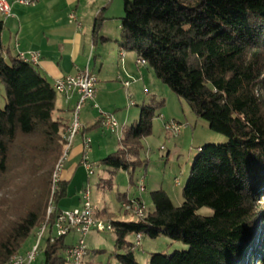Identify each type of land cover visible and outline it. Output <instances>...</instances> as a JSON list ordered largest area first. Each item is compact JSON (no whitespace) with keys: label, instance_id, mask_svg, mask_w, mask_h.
<instances>
[{"label":"trees","instance_id":"16d2710c","mask_svg":"<svg viewBox=\"0 0 264 264\" xmlns=\"http://www.w3.org/2000/svg\"><path fill=\"white\" fill-rule=\"evenodd\" d=\"M106 8L93 26L95 44ZM121 49L145 60L155 77L191 111L227 137L201 148L177 207L164 190L152 193L154 210L137 221L112 223L121 264H139L131 234L182 242L187 251L153 254L150 264H264V0H125ZM0 12V264H11L33 233L47 224L44 264H66V236L55 238L59 204L68 196L61 181L49 217L53 175L65 150L66 124L58 116V92L21 57L8 62ZM140 106L138 124L127 128L120 149L102 161L111 172L142 165V141L152 134L159 108ZM133 159V160H132ZM121 203L127 196L119 195ZM142 201V200H141ZM143 203V202H142ZM143 205V204H142ZM144 206V205H143ZM202 208L214 215L202 216ZM41 243L39 244L40 251Z\"/></svg>","mask_w":264,"mask_h":264},{"label":"rangeland","instance_id":"374dc122","mask_svg":"<svg viewBox=\"0 0 264 264\" xmlns=\"http://www.w3.org/2000/svg\"><path fill=\"white\" fill-rule=\"evenodd\" d=\"M86 1L87 6L83 8L85 16L88 15L89 9L94 6V15H96L97 11L99 13L100 10L107 7L104 15L106 22L102 36L108 34L113 40L112 46H117V42L122 40L121 23L125 16V0ZM95 19L96 17H93L92 25H94ZM102 45V42L97 43V47H102ZM140 70L145 79V84L141 86V93L145 95L147 102L154 98L155 101L161 104L153 120L152 134L142 141L143 149L138 158L143 163L140 166H136L134 171H131L133 172V182L131 181L130 172L119 170L112 173L110 167L102 164L104 159L120 149V137L103 128V130L101 129L102 131L98 130L95 134H92L93 152L90 158L95 174L90 177V182L86 189L89 188L91 191V204L95 210L102 211L107 209L114 221H137L140 219L131 212L128 213L122 210L119 195L142 198L145 203V205L143 204L145 213L154 210L152 193L159 190L167 192L175 206H182L184 203L183 190L189 181L193 164L201 148L207 145L225 144L228 140L226 136L212 131L206 120L198 118L182 98L178 97L167 85L155 77L153 70L149 66L141 67ZM117 80L116 83H118ZM118 86L120 87V83ZM146 91L149 93L146 94ZM125 92L126 90H123V93ZM58 99L60 102V94H58ZM125 99L127 100V95ZM141 104L142 101L139 102V106L134 107L139 113L141 112ZM4 107L5 89L0 82V108L3 109ZM126 111H128V105L121 107L117 113ZM172 120H176L183 125L180 135L174 136L166 132L165 122ZM138 121H135L134 124L137 125ZM131 126H133V123ZM142 181L146 190L141 193L139 187ZM177 181L180 182L179 185ZM198 213L206 217L214 215L213 210L209 208H202ZM101 221L107 223V220ZM38 233L37 230L36 233L31 235L22 248L21 254L24 255L28 250L34 249L37 245ZM76 236L77 242L81 237L78 234ZM135 239L136 235L131 234L126 240L129 243H134ZM85 240L89 249L85 258L86 264H121L116 254H124L125 250L118 251L116 249L117 235L114 230L106 232L93 230L87 235ZM45 242L46 237L42 242H39V244L41 243L40 251L33 264H44L43 250ZM67 242H73L71 236L67 238ZM187 250V245L182 242H173L165 235L156 239L144 236L141 247L135 251V256L139 264H150L153 254L162 253L171 256L175 252Z\"/></svg>","mask_w":264,"mask_h":264},{"label":"crops","instance_id":"0c3cea01","mask_svg":"<svg viewBox=\"0 0 264 264\" xmlns=\"http://www.w3.org/2000/svg\"><path fill=\"white\" fill-rule=\"evenodd\" d=\"M7 2L12 10L11 16L5 19L3 33L8 61L21 57L23 53L36 51L41 55L39 70L53 84L60 78L75 76L86 69L98 78L96 99L88 101L82 109V130L74 141L67 161L68 167L66 163L60 176L63 182L68 183V196L60 202V209L80 208L84 191L90 182L88 171L82 165L83 141L85 137L91 138V156L92 134L102 129L100 112L95 106L116 117L119 123V134L116 135L121 139L124 131L140 119L141 112L139 113L134 107L139 106L141 101L142 104L147 102L145 95L141 93V86L145 84V79L140 68L144 66L137 63L139 59L134 52L125 50L124 52L121 49L122 40L117 42V46H112L113 40L108 34L102 36L106 39L102 42V47H97L93 39L94 25L91 23L98 11L96 15L93 14L94 6L85 16L83 8L87 6L86 0H36L33 6H23L15 0H7ZM71 14L75 15L76 21L70 20ZM25 56L30 57V55ZM119 75L125 80L132 81L129 90H126L117 80ZM123 90H126V94ZM148 93L146 91V94ZM129 94L133 97L134 106H129ZM77 101V95H74L70 101H67L64 95H61L60 102L57 98L58 116L65 122L66 131L72 123ZM127 105L128 111L117 113L121 107ZM127 198L135 199L129 196ZM141 200V203L145 205L142 198ZM104 210L107 211V209ZM70 236L73 242H67V244L72 246L76 243L77 236L76 233H70L66 236V241Z\"/></svg>","mask_w":264,"mask_h":264},{"label":"built area","instance_id":"2783aa9c","mask_svg":"<svg viewBox=\"0 0 264 264\" xmlns=\"http://www.w3.org/2000/svg\"><path fill=\"white\" fill-rule=\"evenodd\" d=\"M1 4L4 7V19L8 18L12 14L11 5L7 2V0H0ZM16 3L23 5V6H33L36 3V0H15ZM71 21H76V17L74 14L70 15ZM23 55H30L31 62L35 63L38 66L40 62L41 55L39 52L31 51L28 53H23ZM122 60V59H121ZM143 60H138V64L141 66V62ZM118 81H120L126 90H129L132 81L125 80L121 75L117 77ZM98 78L89 70L86 69L81 71L79 74L75 76H66L63 78L58 79L54 83V89L58 90V94L64 95L67 101H70L74 95H77V117L75 123H73V129H67L65 135L67 137H71L73 139V145L76 137L81 133L82 130V122H81V113L84 105L88 101H95L98 89H97ZM129 106H134L133 97L129 94L128 95ZM100 112V123L102 128L108 132H112L115 134V126L117 125L118 121L116 117H109L108 113L103 112L97 105L95 106ZM183 125L176 121L172 120L169 122H165V130L168 134L177 136L180 135L182 132ZM72 148H69L67 153V161L70 157V153ZM163 149V148H162ZM164 150V149H163ZM92 151V140L89 137H85L83 141V153H82V165L87 169L88 176L91 177L95 174L94 166L90 161V153ZM65 161V164L66 162ZM61 178L59 182V186L61 183ZM179 185L180 182L177 181ZM140 192L145 191V186L143 181L139 187ZM59 191V187H58ZM91 191L90 189H86L83 195V202L80 208H76L73 210H61L56 218L54 223V232L55 235L52 237V241L55 238H59L62 236H67L70 233H76L81 238L77 240V242L68 247L65 252V261L66 264H77V256H79L80 251H84L88 249V245L86 243L85 238L87 235L93 231L97 230V228H104V232L113 230V225L111 222L107 221V227H100V218L98 221H89L88 220V210L91 209L89 207V200H90ZM124 205H133V211L136 213H141V208H145L141 205V198H135L131 200H127L121 204L122 210L124 211ZM57 210L56 203H52V210L51 215ZM48 231H44L38 235L37 245L31 251L27 252L24 255V258H21V264H30V257L33 254L37 253L39 250V242H42L43 239L46 237ZM142 235H136V240L134 242V248L139 249L142 243Z\"/></svg>","mask_w":264,"mask_h":264},{"label":"bare ground","instance_id":"6f19581e","mask_svg":"<svg viewBox=\"0 0 264 264\" xmlns=\"http://www.w3.org/2000/svg\"><path fill=\"white\" fill-rule=\"evenodd\" d=\"M0 12L4 16V7H3V4H1V2H0ZM21 59L24 62L36 65L35 63L31 62V56L27 57L25 55H22ZM141 65L147 66L148 64L145 60H143L141 62ZM56 91L58 92V90H56ZM76 117H77V104H76L75 109L73 111L72 123L70 124L68 129H73V123H75ZM109 117H115V116L109 114ZM118 133H119V123H117V125L115 126V134H118ZM64 140H65V150H64L63 156L61 157V159L57 163V166H56V169H55V172L53 175L52 198L50 200V204H49V208H48V216L49 217L51 216L52 203H55L54 195L58 192L59 182H60V178H61L60 176H61L62 170L64 169L65 161H67L68 150H69V148H71L73 146V139L71 137H67V135H65ZM141 205H142V203H141ZM89 207H91V209L88 210V220L89 221H98V218L96 216L97 211L95 210V208L91 204V195H90V200H89ZM124 211L128 212V213L131 212L132 214H134L136 217H138L140 219L145 216L144 208H141V213H136V211H133V205H124ZM100 227H107V223L100 220ZM47 229H48L47 224H43L42 227L38 231L39 232L38 235L44 231H47ZM97 230L102 232V231H104V228H97ZM88 252H89V249L84 250V251H80L79 256H77V264H86L85 258L88 255ZM38 253H39V250H37L36 254H33V256L30 257V264H33V262L36 260ZM26 254H24V255H26ZM24 255L20 254V255L14 256L11 260V264H21V258H24Z\"/></svg>","mask_w":264,"mask_h":264}]
</instances>
